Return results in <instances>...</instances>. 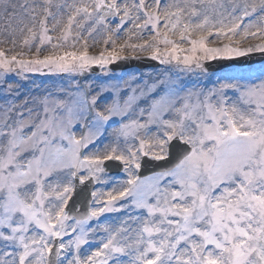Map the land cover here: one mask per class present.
<instances>
[{
	"label": "snow or ice",
	"instance_id": "1",
	"mask_svg": "<svg viewBox=\"0 0 264 264\" xmlns=\"http://www.w3.org/2000/svg\"><path fill=\"white\" fill-rule=\"evenodd\" d=\"M59 9H68L67 26L53 44L48 21L59 23ZM0 10L13 45L17 28L34 41L41 30L34 58L0 48L4 92H16L11 73L73 77L40 109L13 103L0 116V264H264V70L259 83L230 79L207 91L169 76L74 78L125 48L200 72L205 61L264 52L240 41L209 47V38H264V0H178L165 4L163 23L160 0H0ZM126 25L154 35L118 47L113 36ZM101 33L105 47L90 55L85 36ZM45 43L54 51L41 58ZM113 164L122 181L110 178Z\"/></svg>",
	"mask_w": 264,
	"mask_h": 264
},
{
	"label": "rangeland",
	"instance_id": "2",
	"mask_svg": "<svg viewBox=\"0 0 264 264\" xmlns=\"http://www.w3.org/2000/svg\"><path fill=\"white\" fill-rule=\"evenodd\" d=\"M69 1L70 0H52V3H53V5H61V4H65V3L71 4L73 2V1H71V2H69ZM13 2L16 4H21L24 2V0H13ZM129 2H131V0H129ZM172 3H174L172 0L168 2V4H172ZM162 9H164V8L162 7ZM51 11L53 12V14H56L58 12V9H57V7L54 6L51 9ZM67 15H68V9H59V16L57 17L59 23H57L56 21H53L51 18H49V21H48L49 33L48 34L52 36L53 44H55L57 41L60 42V38L63 34V29H64V27L67 26ZM259 15L260 14L257 13L258 17H259ZM254 22H258V21H254ZM26 23H27V21H26ZM6 25H7V21L3 18L2 10H0V48H3L5 51H7L9 56L18 55L24 59H29V58L33 57V55L36 51V47H40L39 38L41 36V32L38 31V27L36 26L33 29L37 33V39L35 41L32 39L31 33H29L26 29L21 31L20 28H17L15 33L11 36V39L15 40V45H13L12 43L8 42V40L6 39V35L4 33V29L6 28ZM13 26L15 27L16 25L14 24ZM110 26L115 28L116 27V21H110ZM127 26L128 25H126L125 27H127ZM20 27H23V26H20ZM124 28L122 30H120V31H122V34H124V32H126L128 30V29H124ZM144 31L148 32L150 37L154 35V32L150 28L145 29ZM252 31H256V29L253 28ZM77 32H78V29L74 26L73 30H72V34L76 35ZM169 35H170V33H169ZM96 37L97 38L95 40V46L92 45L91 50L89 49L90 50L89 52H92V53L98 52L97 48L99 46H97V45L99 44V42L102 39V33L96 34ZM237 38H238V36H237ZM239 38L243 39V35H240ZM257 39H260V38L247 39V41L257 40ZM26 40L28 41V43H25ZM116 40H117L116 45L118 47L122 46L126 43V40L123 37L117 38ZM142 40H143L142 38L138 39L137 37H135L129 43H131V44H142L143 43V42H141ZM243 40H245V39H243ZM258 41H263V40H257L255 42H258ZM110 46L111 45H109V47ZM52 48H53L52 44L45 43L43 45V47L41 48L40 54H45L48 51H51ZM67 49L70 50L69 40L67 42ZM63 50H65V49H61V51H63ZM128 53L147 54V53H151V52L150 51H147V52L146 51H140L139 49L133 50L131 48H125V50L123 52H121L120 55L121 54H128ZM45 71H47V70L45 69ZM158 73H159L158 75H154L153 73H147L146 75L149 76L151 81H147L148 78L145 77L144 82L150 83V82L156 80L157 78H162L163 76L171 77V74L166 72V70L158 71ZM178 73H175V74H178ZM26 74H28V73H24V74H20V75H17L16 73L9 74V76H14V77L18 78L16 80V82L13 83V86L16 88V92L12 93L11 95H7V97L11 96L10 99H5V100L0 99V116H2L4 114V111L8 109V106L10 104H13V103H15L17 106H20L27 101L29 103V107L40 109L41 106L39 104V101L44 99L46 96L43 93H40V92L34 93L31 90H29V88L23 87V82H28V85H29L30 82L33 81L32 75H31L32 72H30L28 75H26ZM109 75H111V72L106 71V80H111L109 78ZM260 75H261V73H258V77ZM67 78H69V75H67ZM256 78L257 77H253L251 74H248V75H244V79H240V82L241 83H249V82L259 83V80ZM133 79H135L137 82H139L137 80V78H135L134 76L123 79L122 81H110V82H112V83H118V82L123 83L125 81H132ZM91 82L99 83L102 81L98 79V80H93ZM232 82H235V79H233ZM0 89H2V88H0ZM228 96L232 99H235V94L232 90L228 91ZM121 180H123V179H121Z\"/></svg>",
	"mask_w": 264,
	"mask_h": 264
},
{
	"label": "bare ground",
	"instance_id": "3",
	"mask_svg": "<svg viewBox=\"0 0 264 264\" xmlns=\"http://www.w3.org/2000/svg\"><path fill=\"white\" fill-rule=\"evenodd\" d=\"M242 35V34H241ZM227 41H228V43H233V40L232 41H229L228 39H227ZM117 181H119V180H117Z\"/></svg>",
	"mask_w": 264,
	"mask_h": 264
}]
</instances>
